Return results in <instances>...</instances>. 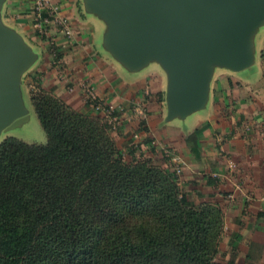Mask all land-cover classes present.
<instances>
[{
    "label": "trees",
    "instance_id": "obj_1",
    "mask_svg": "<svg viewBox=\"0 0 264 264\" xmlns=\"http://www.w3.org/2000/svg\"><path fill=\"white\" fill-rule=\"evenodd\" d=\"M32 81L46 140L0 141V264H219L218 204L151 158L125 161L99 115Z\"/></svg>",
    "mask_w": 264,
    "mask_h": 264
},
{
    "label": "crops",
    "instance_id": "obj_2",
    "mask_svg": "<svg viewBox=\"0 0 264 264\" xmlns=\"http://www.w3.org/2000/svg\"><path fill=\"white\" fill-rule=\"evenodd\" d=\"M54 1L77 26L75 43L70 46L62 37L56 42L64 78L51 63L46 41L30 29L27 1L2 5L3 23L38 56L23 85L28 90L26 76H33L74 109L87 111L82 86L93 84L96 93L122 109L123 127L112 131L118 148L160 153L162 163L171 167L162 151L170 148L182 159L181 189L221 207L224 227L217 262L264 264V23L253 36L252 63L239 71L215 67L205 107L167 121V76L161 66L150 62L138 71L127 70L102 46L105 24L85 11L83 1ZM151 136L156 138L153 151L147 140Z\"/></svg>",
    "mask_w": 264,
    "mask_h": 264
},
{
    "label": "water",
    "instance_id": "obj_3",
    "mask_svg": "<svg viewBox=\"0 0 264 264\" xmlns=\"http://www.w3.org/2000/svg\"><path fill=\"white\" fill-rule=\"evenodd\" d=\"M0 0V110L21 96L37 53L5 25ZM105 24L102 46L129 71L158 63L167 76L166 120L205 107L215 67L239 71L254 59L253 36L264 23V0H83ZM16 116V115H14ZM27 120L16 116L7 130Z\"/></svg>",
    "mask_w": 264,
    "mask_h": 264
},
{
    "label": "built area",
    "instance_id": "obj_4",
    "mask_svg": "<svg viewBox=\"0 0 264 264\" xmlns=\"http://www.w3.org/2000/svg\"><path fill=\"white\" fill-rule=\"evenodd\" d=\"M31 27L34 32L45 39L47 52L50 55L52 65L58 70L62 78L65 72L62 65L61 51L56 42L62 37L70 46L75 43L76 24L69 18L61 14V7L54 0H26ZM84 95V105L88 111L99 115L102 121L108 125L112 131H117L123 127L122 109L110 103L102 95L96 93L94 85L84 83L82 86ZM133 138H138V134H133ZM154 143V142H153ZM134 146V145H133ZM136 149V147L134 146ZM163 154L171 161V169L175 174H179L182 167V159L170 148H163ZM213 177H218L217 172L212 173Z\"/></svg>",
    "mask_w": 264,
    "mask_h": 264
},
{
    "label": "rangeland",
    "instance_id": "obj_5",
    "mask_svg": "<svg viewBox=\"0 0 264 264\" xmlns=\"http://www.w3.org/2000/svg\"><path fill=\"white\" fill-rule=\"evenodd\" d=\"M82 1L83 0H81V2ZM26 18L30 20L29 17H26ZM30 29L32 30L33 28L30 26ZM25 35H27V33H25ZM44 45H45V47H47L46 43H44ZM32 77L33 76L26 78V80H28V81L34 80L30 84V89H32V90L35 89V87L38 86L39 84L43 87H46L42 83V80L36 79L35 77H33L35 79H32ZM26 80H25V82H26ZM88 113H90L94 117L96 116V114L91 112V111H88ZM14 115L26 116L27 120L25 122H23L22 124H20L19 126L15 127L14 129L7 130L6 129L7 127L4 125L9 120L16 117ZM6 136H14V137H17L23 141L30 142V143L31 142L43 143L46 140L45 134H44V132H43L38 120H37V117L34 113L32 105L30 103L28 90H27L26 86L23 84L21 85V96H19V95L17 96L15 103L10 102V103H8V105L6 107H4L0 110V141ZM150 138L152 140L156 139L155 137H152V136ZM123 158L125 159V161H135V160L137 161V160H141L143 158H151L163 167H169L170 169L172 167V165L170 167V166H165L162 163L163 158L161 157L160 153L144 154V152H135V151L127 152L126 150H124L123 151ZM177 176L182 181L185 180V174L183 171H180V173L177 174ZM183 189L184 188H182V190ZM186 189L187 188H185L183 191L186 193H191ZM221 252H222V248H221V241H220V253ZM220 253L216 256L215 259L220 260V256H221Z\"/></svg>",
    "mask_w": 264,
    "mask_h": 264
}]
</instances>
